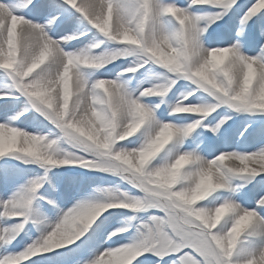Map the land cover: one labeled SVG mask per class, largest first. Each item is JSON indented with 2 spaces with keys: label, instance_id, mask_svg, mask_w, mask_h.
<instances>
[{
  "label": "clouds",
  "instance_id": "9594fccd",
  "mask_svg": "<svg viewBox=\"0 0 264 264\" xmlns=\"http://www.w3.org/2000/svg\"><path fill=\"white\" fill-rule=\"evenodd\" d=\"M71 3L83 10L96 30V37L79 48L67 50L65 45L74 37H52L47 21H32L22 13L10 16L0 6V48L8 50L6 60L19 62L24 76L30 78L31 95L47 101L48 110L63 112L69 127L78 134L66 140L67 149H56L50 154L47 134L0 122V153L15 152L22 157H31L46 168L64 165L88 168L95 164L98 169L127 183L145 180L177 207L191 209L206 228L217 229L218 242L231 248L236 236L257 218V212L245 208L234 196L217 203L200 202L208 201L220 190L236 192L244 186L233 185L232 179L264 172V151L225 150L209 158L196 149H182L146 172L152 158L182 133L194 131L193 125H199L216 109L210 110L205 103L188 104L177 99L168 102L170 114H196L199 119L186 123L163 121L156 112L166 102V96H161L155 105H146L140 98L145 94L161 95L160 84L172 81L174 85L185 79L198 88L210 90L209 94L230 97L234 104L227 107L235 113H248L249 110L264 113V43L255 54L245 52L239 41L223 47H210L205 43L204 36L211 26L206 19L208 13L194 12L192 6L205 3L230 5L235 0H189L185 8L152 0L151 12L142 18L139 27L134 17L119 11L112 0H79V4L77 0H71ZM261 12H264V0H252L246 15L252 17ZM170 19L175 23L170 25ZM241 31L237 29L238 33ZM105 42L116 45L105 49L112 58H131V66L121 69L111 79L98 78L93 70L98 67L93 50ZM150 64L162 71L150 72L147 79L152 86L138 92L131 87L130 80L124 78V73H135ZM97 89L113 97L116 111L111 127L94 121L89 123L98 111L90 105V101L99 95ZM187 99L188 96L183 97V100ZM230 119L231 115H223L217 124ZM204 127L211 130L216 125ZM141 129L145 130L142 146L119 145L120 141ZM99 191V198L77 201L73 204L77 209L75 212L66 213L55 221L36 219L31 208L25 207L23 202L14 206L12 214L24 215L23 224L31 220L34 225L43 224V228L33 242L0 257V264H26L37 254L53 251L78 239L108 209L128 207V203L120 198L123 189L107 187ZM261 200H264V193L258 197L257 204ZM234 206H239L235 215ZM127 230L126 221L113 228L110 236ZM8 236L9 232L0 230V244L8 243ZM145 250L143 238L135 232L127 242L105 248L87 264H134ZM260 252H264V244L257 247V253Z\"/></svg>",
  "mask_w": 264,
  "mask_h": 264
},
{
  "label": "snow or ice",
  "instance_id": "6c2138e0",
  "mask_svg": "<svg viewBox=\"0 0 264 264\" xmlns=\"http://www.w3.org/2000/svg\"><path fill=\"white\" fill-rule=\"evenodd\" d=\"M112 2L117 6L119 11H121L125 15L134 17V22L137 23L138 27L143 22L142 18L146 15H149L152 8V0H112ZM77 3L79 4V0H77ZM163 4L174 5L179 8H185L187 6L176 3V0H163ZM250 4H242L239 2V0H235V3H231L230 5L227 3L222 5L216 3H205L197 5H208L212 8L217 9V11L214 12H207L208 14L206 16V19L210 25L216 23V21L218 20H223L225 17H228L230 14L234 13L238 15L239 24L241 26H244L247 25V23L254 17H249L246 15L247 9ZM0 6H3L10 16H15L18 13H22L26 18H28L29 16H39L45 9V5L42 4L41 0H0ZM48 7L50 8V12L47 15L45 21L48 22V32L52 37L72 36L74 37V39H72L71 41H79L80 37H86L87 35L85 33H88L89 31L94 29L85 17L83 10L79 7H74L71 3V0H52L51 4ZM73 9L80 14L79 17L72 18L70 17V15H68ZM30 20L37 21L36 19ZM54 24L57 26L66 25L69 30L66 31L63 35L53 34L49 26ZM240 29H242V31L239 33L237 32L238 35L243 33V27H241ZM94 37H96V34L94 35ZM105 43L100 44L98 48L93 50V58L98 62V67L93 69L95 71V74L99 73L101 69H107V66L109 64H112L114 61L122 58H112L105 51V49H107L108 47H102L103 45H105ZM232 43L233 42L224 43L223 41H219L217 43V46L223 47ZM66 45H68V43ZM67 49L76 48H66V50ZM7 51L8 50L6 48H0V72H2L8 79L11 80V85L9 86L8 90L0 91V99H3L4 97H12L22 106L19 109L15 110V115L11 116L9 120L2 122L6 125H12L13 123L10 122L11 120L18 119L19 117L23 116L25 112H28L30 109H32L40 113L48 121L53 123L60 130V133H63V135L61 134V137L64 140H71L75 138L78 134L69 127V121L67 120L63 112H52L48 110L46 108L47 101L43 100L40 97L31 95V85L28 83V80L30 78L24 76V73L20 70L18 61H13L10 63L6 60ZM129 66L131 65L129 64ZM139 69H137L135 73H137ZM125 74L127 73H124V76ZM217 74L220 75L219 72ZM114 76L110 74L96 75V77L98 78L106 79H111ZM176 85L177 83H174L173 85L172 81H169L167 84H160L159 91L161 95L145 94L140 99L146 105H155L146 103L144 98L152 96L167 97V94ZM89 86L91 87V84ZM150 86L152 85L149 82H146V85H138L137 91L139 92L143 88ZM116 87H119V85H117ZM96 91L99 92V95L94 97L90 101V105L92 108L98 109V111H96L95 114L92 115L89 123L94 121L102 126L111 127L114 124V113L116 111L113 97L109 93H104L101 89H97ZM209 92L210 90L206 91L203 88H198L195 85L188 83L185 87V90L180 93L178 99L182 100L183 103L188 104L205 103L210 110H217L221 106L234 104L230 97H222L218 93L209 94ZM188 93H191V95H188ZM21 96L25 98V100L22 102L20 101ZM184 96H188V99L183 100ZM8 104L9 101L5 100L4 105L0 106V113L6 114L8 111H12V109L7 107ZM217 105L221 106L217 107ZM158 110H160L161 113L165 111L161 109V107H159ZM248 113L264 115V113H259L254 110H249ZM180 114L189 113L170 114L168 108L167 116H164L163 118H161V116L159 117L163 121L173 122H177V120L188 119L187 117H183ZM207 117L203 119L199 125H193L194 129H197L198 127H204L205 125L215 124L216 127L209 130L210 132L214 133L217 128L220 129L221 125L225 124L224 121H220L219 124H217V121L214 123H204ZM197 119H199V116ZM197 119H193L190 121H194ZM193 132L194 131L185 132L178 136L176 140H174L163 151H161L158 155L151 159L145 171L150 172L155 166L163 164L165 161L169 160L174 155V153L182 149H196L200 151L199 143L196 141L195 137H192ZM189 137H192L190 143L185 144V140H187ZM143 141H145V130L141 129V131L137 132L136 134L120 141L119 145L128 148L139 147L142 146ZM46 144L48 146V152L50 154H54V152L56 151V148L54 146L57 144V140L48 138ZM259 151H264V148L259 147L258 149L251 152ZM6 155L21 156L20 154L15 152L0 153V157ZM28 158L40 164L39 162L33 160L31 157ZM88 168L103 171L101 169H98L95 164H92ZM261 175H264V172L258 175L253 174L247 176L256 177ZM41 183V178H34L27 184L22 185L8 199L0 200V217L17 220V222L14 224L0 227V230L9 232V242L5 245L10 244L24 230L25 224H23L22 221L25 220V216L13 215L12 212L14 206L19 205L21 204V202H23V205L25 207H29L32 210V203L36 198L37 190L41 187ZM128 184L136 189V193L133 194L128 191H124L123 195L120 197L128 203V207L124 209L133 210V212L140 210L149 211V215L140 218L139 223L135 225V232L138 236L143 238V246L146 250L134 261V264H160L161 261H164V264H264V252H260L259 254L257 253V247L261 244H264V214H262L264 213V200L259 201V204H257V199L262 193H264V188H261V190L258 192L248 194L249 198L254 202L255 206H243L247 209H254L257 212V218L250 225H248L247 228L241 231L238 236H236L231 248H226L218 242V237L215 235L217 229L209 230L208 228H206L192 214L191 209L177 207L175 204L168 201L163 193L153 189L145 180H136ZM228 196H234V199L239 201L236 198V192L220 190L204 203H217L221 200H224L225 197ZM49 202L51 203V201ZM116 208L121 207H113L110 209ZM76 210L77 209L72 205L66 210H63L62 215H65L66 213L71 214ZM108 210L104 212L103 215H101L99 219H97L96 222L88 229V231H86L78 239L57 249H61L65 246H71L77 241L81 240L82 237H85L88 240H92L93 237L98 240L100 237H102L104 235V232L102 231L104 222L107 220L108 216L112 215V213L108 212ZM238 210L239 206H234V215ZM128 219L132 221L136 220L137 217L134 215L129 217ZM129 227L130 225H128V230ZM110 232L111 231L107 232L108 240H112V237H114L110 236ZM118 235L119 233H117L115 237H118ZM13 237L15 238L13 239ZM249 238H251L250 242L254 243L256 246L241 249V251L237 253L238 244H240L242 240L248 241ZM119 244L121 243H116L115 241H113L114 246H118ZM114 246L103 248H99V246H97L94 257H96L98 253L103 251L105 248ZM146 253H151L158 259L153 260L152 257L146 256ZM94 257L89 261H92ZM165 257H168V260H165Z\"/></svg>",
  "mask_w": 264,
  "mask_h": 264
},
{
  "label": "rangeland",
  "instance_id": "374dc122",
  "mask_svg": "<svg viewBox=\"0 0 264 264\" xmlns=\"http://www.w3.org/2000/svg\"><path fill=\"white\" fill-rule=\"evenodd\" d=\"M41 2L45 5L44 11L39 16H29V19H41L37 20L39 22L45 21L47 15L50 12V8L48 6L51 4L52 0H41ZM239 2L242 4H250L252 0H239ZM176 3L186 6L189 3V0H176ZM191 10L194 12L217 11L216 8H212L208 5H196L193 6ZM68 15H70L72 18L80 16V14L74 9L71 10V13ZM174 23L175 22L173 20H169L170 25ZM241 27H243V33L238 35L237 29ZM55 34L59 35V33ZM95 34L96 30L92 29L88 32V37H80V39L84 38L82 43H87L92 40ZM262 35H264V13L254 16L253 19L244 26L239 24L238 15L233 13L228 17H225L223 20H218L216 23L212 24L204 36V41L208 46L214 47L217 46L219 41L230 43L234 42L235 40H239L243 50L249 54H253L256 51L253 49V47H255V44ZM115 46V44L106 42L102 47L111 48ZM255 48L257 49V46ZM130 60L131 58L118 59L112 64H109L107 69H101L99 73H96V75L110 74L114 76L116 73L120 72L121 69L128 67ZM153 71L159 72L162 70L151 64L145 65L143 68L139 69L137 73L125 74L124 78L129 79L131 82V87L137 89L138 85H146V82H148L147 77L149 73ZM0 77L2 79V82L0 83V91L8 90L9 86L11 85V80L8 79L2 72H0ZM188 83L189 82L185 80H180L177 82V85L174 86L173 89L167 94L166 102L161 105V109L165 111L161 113L160 110H157L158 116H161V118L167 116L166 106L168 105V102H174L176 99H178L180 93L185 90V87ZM160 99L161 97L158 96L144 98L145 102L148 104L159 103ZM5 100L9 101V103H15V106L11 111L12 116L15 115V110L19 109L22 105L16 102L12 97H4L3 99H0V106L4 105ZM24 100L25 98L21 96L20 101L22 102ZM180 115L187 117L188 119L177 120V123H186L190 120L198 118V116L195 114ZM223 115H231L232 119L228 120L224 125H222L215 134L204 127H198L192 134V137H195L196 141L199 143L200 152L209 158L219 154L221 151L237 150L233 148V143L236 141H240L241 144H249L250 141L253 142V139L250 135L254 132L257 133L258 131L264 130V115L252 113H235L227 106H221L218 108L215 112L207 117L204 123H214L218 121ZM29 119L32 120L28 121ZM17 120H23L27 124H30V122H36L41 128H43L40 134H47L49 139L57 140V144L54 146L56 149L64 150L69 147L66 140L61 137L60 130L35 110L30 109ZM192 137H189L187 140H185V144L190 143ZM256 140L261 143L264 139L258 138ZM34 178H41L42 183L41 187L37 190L36 198L32 203V214L36 219L42 221L45 220V216L50 215L51 203L49 201L51 198L57 200L60 199V196L63 198L68 197L70 202L72 201V203H76L82 199L99 198L101 196V192L99 190L107 187H119L124 191H128L133 194L136 193V189H134L126 181L121 180L116 175H112L104 171L94 170L77 165L46 168V166H42L26 157L19 155H6L0 157V192L2 195L0 200L8 199L9 192H11V194L15 193L22 185L27 184ZM232 184L244 185L242 188L236 190V198L238 200H244L255 188L258 189L261 185H264V175L256 177L244 176L238 179H232ZM78 185H80V188L77 187ZM79 189H82L84 194L77 192ZM200 203L204 202L202 201ZM38 212L40 213V216L38 215ZM108 212L112 213V215L108 216L107 220L104 222L102 227L104 235L98 240L95 237H93L92 240L82 237L81 240L77 241L71 246H65L49 253L37 254L27 261L26 264H87V262L93 258L87 259V257H89V255L94 252L100 243L101 245L105 243H108V245H113V241L116 243L127 242L135 233V225L139 223V219L149 215L148 210L133 212V210L124 208L109 209ZM134 215L137 217V219L130 221L128 218ZM126 221L128 225H130L129 230L119 233L118 237H112V240H108L107 232L111 231L120 224L125 223ZM16 222L17 220L0 217V224L2 226L11 225ZM39 234L38 225H34L33 222L29 220L24 225V230L19 236H17L15 240L7 245L0 244V256L4 255L5 253L21 250L27 244L33 242V240H35ZM250 240L251 238H249L248 241L242 240L240 244H238L237 253H239L241 249L255 247L254 243H251ZM145 255L152 257L153 260L158 259L151 253H146ZM165 260H168V257H165ZM160 264H164V261H161Z\"/></svg>",
  "mask_w": 264,
  "mask_h": 264
},
{
  "label": "bare ground",
  "instance_id": "6f19581e",
  "mask_svg": "<svg viewBox=\"0 0 264 264\" xmlns=\"http://www.w3.org/2000/svg\"><path fill=\"white\" fill-rule=\"evenodd\" d=\"M37 20H41V19H37ZM40 22H43V21H40ZM49 27H50L53 34L59 33V35H63V34H65L66 31L69 30V28L67 26H63V25L57 26L54 24V25H51ZM60 32H61V34H60ZM82 40H84V38L80 39L79 41H76V40L70 41V42H68V45H66V48H79V47L83 46L84 44H86V43H82ZM262 43H264V35H262L261 38H259V40L255 44V47L257 46V49L255 47H253V49L256 50L255 53L260 50V45ZM255 53H253V54H255ZM1 82H2V79L0 77V83ZM14 106H15L14 102H10L7 105V107L10 109H13ZM166 109H168V105L166 106ZM11 116H12L11 111H8L6 114L0 113V122L9 120ZM30 120H32V119H29L28 121H30ZM10 122L13 123L15 126H19V127L24 128L28 131H36V132L40 133L43 130V128H41L36 122H34V123L30 122V124H27L23 120L20 121L17 119L11 120ZM263 131L261 130V131H258L257 133L254 132L253 134H251L250 136L253 139V142L250 141L249 144H247V143L241 144L240 141L234 142L233 148L237 149L241 152H251V151L258 149L259 147L264 145V140L261 143L258 142V140H256L258 138L264 139V132ZM261 132H263V133H261ZM256 143H258V144H256ZM77 187L80 188V185H78ZM261 188H264V185L263 186L261 185L258 189L255 188L251 193L258 192L261 190ZM77 192L84 194V191H82V189L77 190ZM11 195H12L11 192H9L8 196L10 197ZM1 197H2V195L0 192V198ZM50 201H51L50 215L45 216V220H43V221H55V220H57L62 215L63 210H66L67 208L71 207L74 204V203H72V201L70 202V199L68 197L63 198L62 196H60V199H57V200L51 198ZM239 202L242 205L247 206V207H254L255 206L254 202L249 198V196L244 200L240 199ZM262 214H264V213H262ZM38 215L40 216V213ZM3 226H6V225H3ZM3 226L0 224V227H3ZM42 228H43V224L38 225L39 230ZM108 242H110V241H108ZM108 246H113V245H108V243H105L103 245H101V243L99 244V248L108 247ZM254 246H256V245L254 244ZM96 250H97V248L94 250V252L91 253V255H89V257H87V259L94 257Z\"/></svg>",
  "mask_w": 264,
  "mask_h": 264
}]
</instances>
